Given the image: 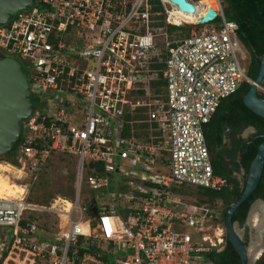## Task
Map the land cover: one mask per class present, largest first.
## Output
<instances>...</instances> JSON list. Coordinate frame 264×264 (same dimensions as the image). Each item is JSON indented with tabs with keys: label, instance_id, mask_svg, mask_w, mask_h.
Here are the masks:
<instances>
[{
	"label": "built area",
	"instance_id": "1",
	"mask_svg": "<svg viewBox=\"0 0 264 264\" xmlns=\"http://www.w3.org/2000/svg\"><path fill=\"white\" fill-rule=\"evenodd\" d=\"M159 2L34 0L0 24V58L25 66L33 99L18 159L32 173L54 153L75 160L68 210L60 197H0V264H213L206 253L224 248L221 211L177 189L228 185L213 171L204 127L223 98L252 83L246 49L222 0L203 24ZM84 182L96 192L85 205ZM46 213L64 225L51 232ZM78 242L92 248L79 260Z\"/></svg>",
	"mask_w": 264,
	"mask_h": 264
},
{
	"label": "trees",
	"instance_id": "2",
	"mask_svg": "<svg viewBox=\"0 0 264 264\" xmlns=\"http://www.w3.org/2000/svg\"><path fill=\"white\" fill-rule=\"evenodd\" d=\"M150 2L154 5V9H162L159 0H150ZM223 2L225 4L224 7L222 5L224 15L228 20L237 24V36L249 55V63L246 66L247 75L254 79L259 69L260 59L264 54V0H223ZM192 26V24H185L180 27L171 25L170 28H181L188 31ZM262 85L264 86V82ZM249 87V83L241 82L233 94L220 101L210 121L204 127V135L211 156L213 171L225 177L228 185L218 191L193 186H181L177 189L182 195L187 194V189L196 190L197 194L203 196V198L193 202L198 205L221 199L224 204V208L221 211V222H223L227 206L235 201L241 193L250 162L256 153V145L262 141L261 137L255 138L250 143H247L248 140L233 139L234 145L230 152V160L229 163H226L222 156L224 151L222 143L224 131L228 127L239 132L245 126H252L255 130L254 135L264 134V118L250 110L242 100L244 93ZM258 95L264 98L263 93ZM19 145L20 137L9 151L1 155V160L18 166ZM244 148H246V151H244ZM241 169L244 171L242 183L233 175L234 172H239ZM72 193L73 190H70L68 195L71 196ZM255 199H261L264 202V164L256 189L235 209L232 215V222L242 225L246 219L249 206ZM207 205L210 206L209 204ZM73 248L78 250L77 260H79L83 251L92 250L91 247H80L79 242L73 245L71 250ZM205 256L213 264H240L239 254L227 239H225V246L221 251L212 250L206 253ZM105 258L110 259L108 255ZM1 261L2 258L0 263ZM254 264H264V253L261 254Z\"/></svg>",
	"mask_w": 264,
	"mask_h": 264
},
{
	"label": "water",
	"instance_id": "3",
	"mask_svg": "<svg viewBox=\"0 0 264 264\" xmlns=\"http://www.w3.org/2000/svg\"><path fill=\"white\" fill-rule=\"evenodd\" d=\"M34 0H0V24L12 18L18 11L33 4ZM180 10L187 13H195L196 6L189 0H170ZM216 12L208 8L206 13L199 17V23L203 24L213 20ZM264 82V54L260 59V65L256 77L252 80L249 89L244 93L243 103L254 113L264 118V98L259 97L257 86ZM30 91L25 73L21 64L10 57L0 58V155L9 151L17 143L20 136L21 121L31 112ZM261 137L262 141L256 145V153L250 162L248 173L241 193L235 201L230 203L224 214L223 228L227 241H229L240 256V264H253L248 255V246L255 235V228L250 219L251 206L260 201L263 204L262 226L257 231L260 242L264 244V202L255 199L251 202L246 223L250 228L248 242L244 241L240 233V227L232 222L235 209L256 189L264 164V134L255 135L247 143L253 142L255 138ZM246 151V148H244ZM96 213L95 207L91 208Z\"/></svg>",
	"mask_w": 264,
	"mask_h": 264
},
{
	"label": "rangeland",
	"instance_id": "4",
	"mask_svg": "<svg viewBox=\"0 0 264 264\" xmlns=\"http://www.w3.org/2000/svg\"><path fill=\"white\" fill-rule=\"evenodd\" d=\"M223 7L225 6L222 0ZM249 63V55L246 51V59L244 60V65L247 66ZM23 71H25V66H21ZM258 94L264 92L262 90H257ZM32 109V104H31ZM0 155V162H5L1 160ZM18 161V166H14L21 170L19 172H7L6 174L9 175L10 180L15 181L19 184L25 186V194L26 198L29 201H33L39 204H49L53 201V199H57L58 197L64 198L69 200V191L73 189L74 184V175H75V160L71 157L60 154L54 153L50 157L44 161L42 165H40V169L36 173H32L31 168L29 166L28 161ZM23 170V171H22ZM16 174V175H15ZM240 183H242V177L236 176ZM187 194L183 195L186 200L190 202H195L203 196L197 194L196 190L194 189H187ZM96 192L89 190L83 184L82 193H81V201L85 205L91 195H95ZM211 207L217 209V211H222L224 208V204L221 199H216L213 202H207ZM73 218L75 215L73 214ZM42 221H46L49 225V229L51 232H54L57 229V225H64L62 222L59 221L58 217L54 216L53 214L46 213L43 215ZM84 225H88L86 216L82 221ZM216 224L213 223L212 228L209 230V233L212 235L213 232H216ZM240 233L242 234V238L244 240V232L243 229L240 228ZM225 233V232H224ZM214 237V234H213ZM264 253V250H263ZM261 256V255H260ZM259 256V257H260ZM255 263V262H254ZM253 263V264H254Z\"/></svg>",
	"mask_w": 264,
	"mask_h": 264
},
{
	"label": "bare ground",
	"instance_id": "5",
	"mask_svg": "<svg viewBox=\"0 0 264 264\" xmlns=\"http://www.w3.org/2000/svg\"><path fill=\"white\" fill-rule=\"evenodd\" d=\"M201 4L204 7H200L195 14H189L184 12H175V14L180 19L193 21L198 16L203 14L206 7L214 6L215 3L214 0H201ZM7 172L21 173V170L14 167L10 163L0 162V197H6V198L22 197L25 194V186L10 180V177H8L9 175L6 174ZM55 201L58 202L59 200L55 199ZM62 206L68 210L71 206L70 201L64 199V201H62ZM250 219L252 220L256 232L254 238L252 239V242L248 246V255L249 258H251V260L253 259L256 261L264 250V244L260 242L257 232L262 226V219H263L262 202L256 201L252 204ZM220 234H221V229L217 228L216 232L214 233V237H218Z\"/></svg>",
	"mask_w": 264,
	"mask_h": 264
},
{
	"label": "flooded vegetation",
	"instance_id": "6",
	"mask_svg": "<svg viewBox=\"0 0 264 264\" xmlns=\"http://www.w3.org/2000/svg\"><path fill=\"white\" fill-rule=\"evenodd\" d=\"M254 128L252 126H245L241 131L236 132L233 129H229L228 127L224 131V136H223V146H224V151H223V158L226 163H229L230 160V152L232 150V147L234 145V140L242 139V140H251L254 138ZM259 135V134H258ZM234 137V138H232ZM234 139V140H233ZM255 140V139H254ZM247 141V142H248ZM240 228L243 229L244 232V241L248 242L249 237H250V228L246 223V219L242 225H238Z\"/></svg>",
	"mask_w": 264,
	"mask_h": 264
},
{
	"label": "crops",
	"instance_id": "7",
	"mask_svg": "<svg viewBox=\"0 0 264 264\" xmlns=\"http://www.w3.org/2000/svg\"><path fill=\"white\" fill-rule=\"evenodd\" d=\"M19 160V159H18ZM4 163H8V162H4ZM73 190V192H74V188L72 189ZM72 195H73V193L71 194V196L70 197H72ZM60 222H62V224H64L65 222H64V219H62L61 218V220H60ZM60 225V224H59Z\"/></svg>",
	"mask_w": 264,
	"mask_h": 264
}]
</instances>
